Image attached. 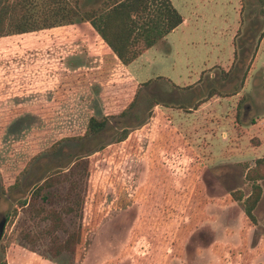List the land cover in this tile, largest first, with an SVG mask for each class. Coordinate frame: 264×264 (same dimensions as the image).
Returning a JSON list of instances; mask_svg holds the SVG:
<instances>
[{
    "label": "rangeland",
    "instance_id": "obj_1",
    "mask_svg": "<svg viewBox=\"0 0 264 264\" xmlns=\"http://www.w3.org/2000/svg\"><path fill=\"white\" fill-rule=\"evenodd\" d=\"M104 1L0 0V264H264V179L256 224L232 194L264 157V0H172L140 83L85 18Z\"/></svg>",
    "mask_w": 264,
    "mask_h": 264
},
{
    "label": "trees",
    "instance_id": "obj_2",
    "mask_svg": "<svg viewBox=\"0 0 264 264\" xmlns=\"http://www.w3.org/2000/svg\"><path fill=\"white\" fill-rule=\"evenodd\" d=\"M11 7V3H6L0 9V36L5 33ZM85 18L125 65L131 64L144 51L164 39L185 21V17L172 0H105L99 11L86 13ZM142 84L148 86L150 81ZM208 94L214 96L219 93L217 90H211ZM139 97L140 89H137L135 97L119 115L113 117L92 115L88 121L86 136L106 131L111 124V117L118 119L130 117ZM129 128L124 129L115 144L122 143L127 148L134 146V134ZM167 131L175 134V131L169 128ZM184 146V139L177 131V148ZM246 178L252 184L251 192L245 195L242 190H236L232 194L242 203L245 215L256 224L257 217L254 211L263 193L260 180L264 179V157L258 158L255 165L247 169Z\"/></svg>",
    "mask_w": 264,
    "mask_h": 264
},
{
    "label": "crops",
    "instance_id": "obj_3",
    "mask_svg": "<svg viewBox=\"0 0 264 264\" xmlns=\"http://www.w3.org/2000/svg\"><path fill=\"white\" fill-rule=\"evenodd\" d=\"M99 38L102 40V38L99 36ZM101 42V41H100ZM102 42L105 44V46L107 47V50H105V54L106 55H108V57H109V60L110 61H108L109 63L111 62V63H113L114 65L116 64V63H121V65H123V67L134 77V75H133V73H131L130 72V70H129V67H130V65L134 62H132L131 64H129V65H125V64H123L122 62H121V60L117 57V55L113 52V50L108 46V44L106 43V42H104L103 40H102ZM144 53V52H143ZM142 53V54H143ZM141 54V55H142ZM101 55H102V53H101ZM104 58V57H103ZM110 63V64H111ZM95 68H97V67H94V69L92 70V71H88L89 73H90V75H94V73H96L94 70H95ZM120 71H123V69L121 68V70ZM135 78V77H134ZM135 80H136V78H135ZM136 82L137 83H140V82H138V80H136ZM180 86V85H179Z\"/></svg>",
    "mask_w": 264,
    "mask_h": 264
}]
</instances>
